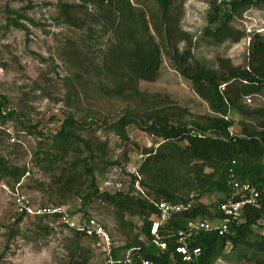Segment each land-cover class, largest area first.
<instances>
[{
    "label": "rangeland",
    "instance_id": "374dc122",
    "mask_svg": "<svg viewBox=\"0 0 264 264\" xmlns=\"http://www.w3.org/2000/svg\"><path fill=\"white\" fill-rule=\"evenodd\" d=\"M213 3L221 4L181 3L179 27L190 38L193 60L213 69L219 59L246 67L254 35L264 38V6L249 7L231 19L229 25L241 33L236 42H212L203 28ZM155 6L153 0H0V264H102L84 237L82 255L69 258L64 244L70 231L49 217L19 215L15 195L32 204H59L76 217H94L114 246L145 240L139 227L151 217L147 207L163 198L158 190L209 204L211 212L226 196L220 188L224 170L182 158L177 148L183 141H165L144 126L150 115L190 128L192 123L204 126L205 117H225L231 121L228 130L239 134L242 126L258 130L262 118L233 108L223 115L215 112L164 56L153 81L136 79L124 66L106 61L117 42L132 52V40L142 39L141 29L152 33L144 21ZM178 46L185 47L183 42ZM248 98L239 104L264 109V89ZM122 116L132 121L117 129ZM65 117L76 122L67 131L77 149L58 164L76 161L83 183L59 196L49 191V174L40 169L35 153L52 150L50 138ZM236 164L232 160L229 166ZM93 187L114 195L119 204L96 196ZM252 230L264 235V214ZM263 258L227 242L212 264H262L256 259Z\"/></svg>",
    "mask_w": 264,
    "mask_h": 264
},
{
    "label": "trees",
    "instance_id": "16d2710c",
    "mask_svg": "<svg viewBox=\"0 0 264 264\" xmlns=\"http://www.w3.org/2000/svg\"><path fill=\"white\" fill-rule=\"evenodd\" d=\"M153 1L156 4L155 9L147 10L148 20L144 21L145 24L149 23L152 33H149L147 28L143 31L141 29L142 33L139 36L142 35V39L132 40V52H125L120 42H117L113 46V50L111 49L106 56V61L111 65L124 66L129 74L136 79L153 81L157 76L161 57L164 56L169 60L174 71L189 81L193 92L208 103L215 112L223 115L229 108H233L239 114L262 118L258 123V130L242 126L239 134H233L228 130L231 121L223 117H205V125L192 123L193 129L187 127L185 123H170L163 117L150 115L148 118L150 122L146 123L144 129L165 141H183L182 147L178 146L179 149L177 148L178 154L182 158L199 161L203 167H220L222 171L224 170V176L227 169L232 167L231 170L237 180L248 181L254 184L259 191L257 206H244L241 222L230 223L226 233L218 235L214 230H200L192 236V240L189 241L190 245H197L200 248L196 263L212 264L227 242L232 247L243 245L264 256V235L255 234L252 230V225L264 214V109L249 110L239 104L242 97L245 98L264 89V38L257 34L254 35L249 44L246 67L232 65L227 59H219L216 69H213L192 58L189 49L190 38L179 27L180 6L184 0ZM219 2H221L220 5L213 3V14L210 15L208 24L203 28V35L211 39L212 42H221L227 39L236 42L240 39L241 33L229 25L231 19L249 7L264 6V0H219ZM117 17L122 20L123 16L118 14ZM123 23L119 24L123 27L122 32L125 33L129 29ZM135 34L136 31L132 32L130 37ZM179 42L184 43L183 49H179ZM130 121L132 120L122 116L115 122V127L121 128ZM75 124L76 122L70 117L63 118L59 129L50 138L52 150L43 151L39 156L35 153V159L40 169L49 174L50 182L47 183L49 191L59 196L71 193L74 187L78 188L83 183L80 174L75 169L76 161L63 166L58 164L70 151L77 149L73 146L75 137L67 131V127ZM232 160H238V164L229 166ZM223 180L220 188L227 195L230 190ZM93 188L96 196L99 195L102 199L113 204H119L115 201L114 195L99 192L96 187ZM157 192L158 196L163 197L159 200L171 202L184 200L181 197L174 198L164 189ZM129 201L131 200L120 204L125 206L129 204ZM153 203L147 207V212L151 214V217L155 214ZM42 204L44 203H39V205ZM210 208L209 204L198 202L193 203L187 211L173 214L160 227L162 240L165 243L163 249H158L150 243L148 233L150 220H145V223L139 227V232L145 240L114 246L113 255L122 256L125 250L138 246L141 256L155 264H185L180 261L173 250L174 237L172 235L187 219L212 218L218 215L215 208H213V212L210 211ZM40 216L57 220L54 215ZM79 217L91 216L79 215ZM142 219L144 220V218ZM60 225L70 231V236L65 239L66 243L64 244L69 258L82 255L83 250L80 247V239L84 237L82 232L65 227L63 224ZM42 231L46 232L44 227H42ZM256 261L264 264V258L256 259Z\"/></svg>",
    "mask_w": 264,
    "mask_h": 264
},
{
    "label": "built area",
    "instance_id": "2783aa9c",
    "mask_svg": "<svg viewBox=\"0 0 264 264\" xmlns=\"http://www.w3.org/2000/svg\"><path fill=\"white\" fill-rule=\"evenodd\" d=\"M248 97L246 96L245 99ZM247 100L249 101V98ZM224 184L230 192L217 203L216 211L218 215L212 218L195 217L187 219L173 233V250L181 262L197 264L196 260L200 254V248L197 245H190L189 241L198 231L214 230L218 235H222L227 232L230 223L238 224L241 222L244 206H257L259 198L257 187L248 181L237 180L231 168L227 169ZM14 200V210L19 214L28 216L54 215L58 223L68 228L80 230L83 236L91 241L92 249L99 256L102 264H155L141 256L138 246L125 250L122 256L113 255L112 238L103 224L94 217H76L69 214L59 204H32L19 195H15ZM153 205L155 214L149 219V241L156 248L163 249L165 243L160 233L161 225L173 214L189 210L193 202L190 199L174 202L158 200Z\"/></svg>",
    "mask_w": 264,
    "mask_h": 264
},
{
    "label": "clouds",
    "instance_id": "9594fccd",
    "mask_svg": "<svg viewBox=\"0 0 264 264\" xmlns=\"http://www.w3.org/2000/svg\"><path fill=\"white\" fill-rule=\"evenodd\" d=\"M225 118V117H224Z\"/></svg>",
    "mask_w": 264,
    "mask_h": 264
}]
</instances>
